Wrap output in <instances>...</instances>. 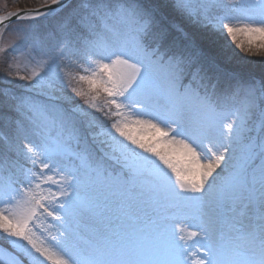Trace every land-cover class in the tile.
Segmentation results:
<instances>
[{"label":"snow or ice","instance_id":"snow-or-ice-1","mask_svg":"<svg viewBox=\"0 0 264 264\" xmlns=\"http://www.w3.org/2000/svg\"><path fill=\"white\" fill-rule=\"evenodd\" d=\"M13 17L0 264H264V77L227 68L264 64V0H43L0 37Z\"/></svg>","mask_w":264,"mask_h":264},{"label":"trees","instance_id":"trees-1","mask_svg":"<svg viewBox=\"0 0 264 264\" xmlns=\"http://www.w3.org/2000/svg\"><path fill=\"white\" fill-rule=\"evenodd\" d=\"M13 4L15 3L16 5H18L20 8L24 7V6H37L42 4V2L37 3V2H25L24 0H17L15 2V0H13ZM10 2V0H9ZM227 68L229 71H234L239 73L240 75H242L245 78H256V79H260L261 77H264V64L258 63L255 60H253V62L249 63L246 61H238V60H232L229 61L227 63ZM18 70V69H13ZM7 71V67L3 66L2 64H0V88H4V87H13V85H6L3 83V80L8 79L5 75ZM20 71V70H19ZM23 73V72H22ZM17 83H23V82H19V81H14L13 84H17ZM14 91H22L21 89H13ZM4 131H8V128L5 125H2V127L0 126V132H4Z\"/></svg>","mask_w":264,"mask_h":264},{"label":"rangeland","instance_id":"rangeland-1","mask_svg":"<svg viewBox=\"0 0 264 264\" xmlns=\"http://www.w3.org/2000/svg\"><path fill=\"white\" fill-rule=\"evenodd\" d=\"M16 1L17 0H15V2ZM24 1L25 2L34 1V2H37V3H40V2L43 3V0H24ZM38 1H40V2H38ZM13 2H14L13 0H10V2H9V0H0V15H2L4 13H7L8 11L20 8L15 3L13 4ZM35 6H32V7H35ZM37 6H39V5H37ZM24 7H31V6H24ZM33 23L43 26L44 24H46L48 22L42 20V21H35ZM27 28H28V22L27 21L20 20V21L12 22L8 26V30L3 33L2 37H0V43L9 44V43H12L14 41H18L19 36L22 34V30H25ZM23 51H24L23 48H18L16 50L15 54L19 55V53H21ZM6 60H7L6 57L3 58V59H0V64H2L3 66H6ZM21 60H22V62L20 64L18 70L23 72L24 71L23 58H21ZM14 69H16V68H14ZM2 121H3V117H0V126L1 127H2V125H4Z\"/></svg>","mask_w":264,"mask_h":264},{"label":"water","instance_id":"water-1","mask_svg":"<svg viewBox=\"0 0 264 264\" xmlns=\"http://www.w3.org/2000/svg\"><path fill=\"white\" fill-rule=\"evenodd\" d=\"M39 6H35V7H22V8H18V9H14V10L8 11V12H16L17 10L35 9V8H38ZM4 14H6V13H4ZM16 21H20V20H17L15 17H13L12 22H16Z\"/></svg>","mask_w":264,"mask_h":264}]
</instances>
